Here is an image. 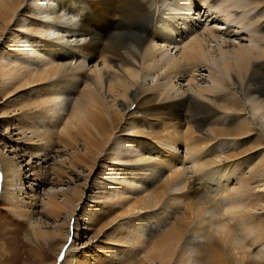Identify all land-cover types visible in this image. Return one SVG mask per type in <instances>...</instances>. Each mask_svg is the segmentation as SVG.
I'll use <instances>...</instances> for the list:
<instances>
[{
    "label": "bare ground",
    "instance_id": "6f19581e",
    "mask_svg": "<svg viewBox=\"0 0 264 264\" xmlns=\"http://www.w3.org/2000/svg\"><path fill=\"white\" fill-rule=\"evenodd\" d=\"M22 1L0 0V28H3L1 25L7 26L10 21L12 22L14 14L21 9ZM168 1L171 0L160 1V7H157L158 20L162 23L159 25L157 23L154 24L156 0H29V3L23 8L24 13L30 14L26 16L25 23L22 22L21 24L25 25L24 29L19 30L18 36L11 38L9 48L12 50L3 49L0 51V80L1 76L9 77L8 79L10 80L9 83L5 81L4 89L0 91L1 95H7L9 91L19 89L20 86L31 87L33 84L37 85L40 92H43L48 98L38 104L31 102L27 106H29V109L33 107L37 109L36 113L38 116L42 113V116L45 114L46 116H54L57 113L55 108L62 106L65 100L67 101L74 91V85L78 82L79 84L81 83L79 90L81 96L75 100L72 113L79 120L84 121V117L88 116V109H92V112L93 109L97 108L102 109V112L105 109L98 88L99 78L97 76L90 73H73L70 75L66 73L68 67L77 57L75 49L88 50L89 52L100 51L103 62L107 66H112L118 70V73L110 72L107 74L104 71L105 85L108 92L111 95L112 93L115 94V91L120 92L123 100H120L117 111L113 110L110 118L107 115L103 116L97 113H93V117L89 118L92 120L91 122L97 132L101 133L103 131L110 134V140L117 137L116 133H119L118 131L122 133L118 136L119 139L120 136L124 137L121 142L117 143V151H113L116 155L115 157L120 159L119 163L121 164L119 166L124 169L118 180V187H121L126 195H119L115 203L122 206H125V203L132 204L133 197L130 194H135L139 189H142V192L148 195L143 200L133 201L134 204L133 208L130 209L131 211H125L126 216L133 218L132 222L129 225L126 223L125 226H120L118 230H120L121 234L117 233L115 238L110 236L111 241L114 239L118 243L115 245L113 242H109L110 252L116 253L120 262L135 261L137 253H141L142 249L146 245L148 246L147 241L150 239V234H147V230L159 229V224L161 225L162 223L159 219L160 209L163 208L162 211L165 213L171 211V209H176L178 207L176 201L183 192H194L195 196L187 204L186 210L189 209L191 211L190 214L195 215L194 218L192 217L197 222L195 227L188 230L191 222L181 219L175 221V224L172 225L173 227L171 226L170 229H167L159 242H150L151 249L148 250L146 254L147 260L143 263L171 264L172 257L177 255L180 259L177 264H188V260L191 258V249L194 246H201V244L195 242L199 237L208 235V229L204 228L205 226H201L203 218L200 217V213L202 214V211L208 205L219 208L225 198L231 199V201L229 200L231 208L238 207L236 205L237 198L235 197L242 189L241 187L230 189L231 186L225 184L224 179L225 177H231V174L235 173L234 171L230 172L228 169L229 165L233 161H239L242 157L238 155L249 149L243 148L241 150V142L238 141L245 136L253 135L251 133L253 130L256 131L255 128L251 130L248 123L244 126L243 123L245 121L242 120L241 123L238 117L247 110L246 106H250L254 114L257 112L262 114L260 121L264 120V61L256 65V60L254 59L255 57L264 56V43L260 45L258 53L245 48L235 49L236 59L233 61L223 54H220V58L218 56L209 57L210 54L206 51L203 41L199 36H195L187 44H183L181 54L178 57L166 60L168 66H164L166 70H169L167 71L169 74L166 73L168 76L175 75L177 77L178 75L195 73L199 67L207 68L208 66L216 83L229 89L227 94L223 92L220 95L211 97L212 103L187 95L177 101L164 102L158 105L154 94L147 93L145 90L138 92V88L144 78L157 68L156 61L161 55L156 54V51L152 48V43L162 41L166 43L164 46H171L177 42V36H181L186 31L189 32L195 25L193 19L187 20V16L183 14L184 11L178 10L181 8V3H184L183 0ZM191 1L192 5L196 4L193 7L191 6L194 10L195 7L200 6L197 2L204 0ZM212 1L216 2L217 0ZM248 1L230 0L228 6L239 8L241 4H245ZM256 2L262 6L258 14L264 18V0H256ZM253 3L255 4V2ZM227 8L226 6L218 10L214 15L208 14L207 17H210L211 21L215 22L227 21L228 26L224 33L228 35L234 32V29H232L234 25L237 28L240 26V29L246 30L247 26L244 23L242 24L240 19H235L233 24V19L224 13ZM199 10V12H203L202 10L207 12V9L206 11L205 9ZM193 14L195 13L193 12L192 16ZM190 15L189 9V18H191ZM29 19L31 20L27 21ZM181 21L182 25H180ZM26 23L29 27L26 26ZM165 23L167 25L163 28ZM151 24L154 32L152 37H150ZM106 26H110V29L102 31ZM211 30H207L208 34L217 38L218 33H220L218 32L219 30L216 28ZM2 33L3 31L1 32L0 30V36ZM23 36L26 37L24 42L21 41ZM219 53H222V51ZM161 56L163 57V55ZM207 59H211V65L206 62ZM32 66L35 67L32 69L30 68ZM222 66L230 69L235 74L233 82L225 81L220 72L222 70L220 67L222 68ZM248 67H251L249 73H247ZM239 75L243 78L242 83L238 80ZM204 91L207 90L205 89ZM199 94L203 95L201 92ZM33 98L36 97L34 96ZM138 101L143 105H148L145 110L143 109L140 119L136 120L130 116L131 118L125 120L127 121L126 127L120 126L118 128L115 114L125 118L131 114V107ZM220 101L223 102L222 106L219 104ZM227 118L228 120L225 122L224 120ZM181 119H186L187 123H189L188 129L191 131L188 134L177 129L180 126ZM19 121L20 125L18 124L17 129L20 131L17 134L21 137L17 139V142H30L31 138L35 139L36 136L40 138L39 140L50 137L47 131L43 130L40 132V127L25 124L27 121L25 123L22 120ZM160 121L167 126L157 132L154 125ZM252 121V124L256 122L255 120ZM261 124L262 131H264V121ZM134 125L136 126L134 127ZM117 128L119 130L113 134ZM27 131L32 136H28ZM195 131L197 132L196 134L194 133ZM240 134H244V136L235 138L236 135ZM158 139L174 141L176 144L184 139L186 145L197 153L203 149L208 150V153L202 152L198 155V167L204 168L202 173L195 178H181L184 173V166H182L181 170H178V168L177 170L173 169L165 179H162L163 182L160 181L158 183L163 185V189L151 190L150 183L155 178L162 176V172L166 167H176L179 157L177 155H175L177 159L170 157L169 155L171 154L162 149L158 151L156 159L153 158L150 145ZM226 141L227 144L225 143ZM92 142L95 145L101 144L96 137L92 139ZM256 142L261 144V148H264V132L259 131ZM41 143H34V147H31L30 151L24 153V155L28 157L30 152L31 156L29 157L31 159L35 157L46 158L50 154L48 153L49 148L45 143ZM225 144L226 146H224ZM217 146H222L221 150ZM234 146H238V148L235 150ZM229 148L230 150L226 151ZM250 155L247 154L248 157ZM0 163L3 168L2 200L12 207L10 211L16 219L22 223L30 222L35 219L33 208L36 207V203L35 201L33 202L34 199L28 202H20L13 197L15 194L14 181L22 183L25 176L24 168L19 165L17 171L15 169V159H12L2 151H0ZM251 165L249 170L245 171L246 183L257 182V186L262 187V190H260L262 194L264 193V159L256 161L254 159ZM239 173L245 174L244 167L241 168ZM53 174H55L56 177H54L56 179H60L58 176L59 174L61 175L60 171L54 170ZM36 175L38 177L41 176L40 181L42 184L48 182V170L42 173L39 171ZM21 192L27 193L25 190ZM167 194L170 195V198L165 202L162 199ZM61 195L64 196L63 200H59ZM61 195L59 196V193L50 194V198L44 204L45 213L55 217L59 214L62 207H68L70 211L74 212V202L79 199V196L69 195L66 192H61ZM249 199L251 201L255 199L251 202L253 203L252 207L264 206L262 205L263 203L256 200L257 197L253 196V194L249 195ZM107 208H109V205ZM242 215L244 216L245 214ZM233 219L235 217H231V220ZM256 223L255 226L252 225L249 228L247 226L244 227L240 221H236L231 225H227V230L223 235L220 234L219 237L208 235L209 240L207 243L210 246L207 245L211 247L212 244V247H219L218 249H212L207 264H231L232 262L239 264L240 259L238 260V252L233 245L234 237L231 227L232 229H237L240 225L239 228H241L245 237L256 233V239L259 240L264 236V227L259 220ZM57 231H59V228H53L47 233L42 228L36 227L30 229V235L32 238H42L43 240H48L50 236V239L57 242L61 238H59ZM161 231H165V228ZM155 235L156 232L153 233V237ZM153 237L151 236V239ZM50 244L49 246H51ZM223 244L230 247L224 251L221 249ZM177 245L182 246L179 253L176 251ZM125 248H127V260H123L124 258L119 256V253L123 252ZM241 248L245 249L246 247L243 246ZM7 249L0 241V258H4L7 255L9 252V249ZM145 249L143 250L144 252L146 251ZM128 250L132 253V260L129 258ZM65 252L68 255L67 259H75L74 264H86L88 260H91L89 255L83 260L76 259L74 244L70 245V249H66ZM243 254L245 253L243 252ZM88 264L92 263L88 262Z\"/></svg>",
    "mask_w": 264,
    "mask_h": 264
},
{
    "label": "rangeland",
    "instance_id": "374dc122",
    "mask_svg": "<svg viewBox=\"0 0 264 264\" xmlns=\"http://www.w3.org/2000/svg\"><path fill=\"white\" fill-rule=\"evenodd\" d=\"M23 1L21 9L14 14L12 22L10 21L7 26L4 24L1 25L3 28H0V30L1 32L3 31V33L0 36V51L3 49L12 50L9 48L11 38H15L16 35L18 36L19 30L24 29L25 25L21 24L22 22L25 23L26 16L30 14L23 12V8L29 3V0ZM160 1L162 0H156L157 6L154 14V24L157 23L159 25L162 24L158 20L157 14V7H160ZM168 2H172V0ZM183 2L184 3H181V8L178 10L181 12L184 11L183 14L187 16V20L193 19L195 25L193 28L190 27L192 30L189 32L186 31L181 36H177V42L171 46H164L166 43L162 41L152 43V48L156 51V54H161L163 57L161 55L158 57L156 61L157 68L152 70L151 74L144 78L138 88L139 93L142 90H145L147 93L154 94L158 105L163 104L164 102L177 101L181 97L185 98L187 95H191L207 103H212L211 97L214 95H220L223 92L225 94L229 93L228 87H223V85L221 86L216 83L208 66L207 68L199 67L198 71L195 73L178 75L177 77H175V75L168 76L166 74H169V72H167L169 70H166L165 67L166 65L168 66L166 60L168 61L172 58L178 57L181 54L183 44H187L193 37H200L206 46V51L210 54L209 57L218 56L220 58V54H223L233 61L236 59V54L234 53L235 49L245 48L258 53L260 45L264 43V18L258 14V11L262 6L258 4L256 0H252V2L249 0V3L246 2V5L241 4L239 8H231L228 6L230 0H217L216 2L212 0H204L202 2H197L200 6L195 7L194 10L192 7L196 4L192 5L191 0H183ZM253 2H255V4ZM226 6L228 8L224 13L226 15L228 14L227 16L233 19V24L235 23V19H240L242 24L244 23L247 26L246 30L240 29V26L237 28L234 25L232 28L234 29V32L228 35L224 33L228 26L227 21L225 22V20H222L215 22L211 21L210 17H207L208 14L214 15L218 10L223 9ZM189 9L191 18L188 16ZM199 9H205V11L207 9V12H204V10H202L203 12H199ZM193 12L195 13L193 14L194 17L192 16ZM30 20L31 19L27 21ZM166 25L167 24L165 23L163 28H165ZM180 25H182V21ZM26 26L29 27L27 23ZM214 28L220 32H217V38L210 36L207 32V30L212 31L211 29ZM109 29L110 26H106L102 31ZM153 35L154 32L151 24L150 37ZM25 40L26 37L23 36L21 41L24 42ZM75 51L77 57H75L71 65L68 67L66 73L69 75L73 73H90L99 78L98 88L103 101V107L105 108L103 109V112L102 109L98 108L93 109V112L91 111L92 109H88V116L84 117V121L79 120L78 117L72 113L75 100L81 96V92L79 91L81 83L79 84V82L74 85V91L71 93L67 101L65 100L62 103V106L55 108L57 113L52 117L50 115L46 116V114L42 116L43 113L39 115V117L36 113L37 109H34V107L29 109V106H27V104L30 105L31 102L38 104L40 101H45L48 98L43 92H40L37 85L33 84L31 87L26 86L27 88L20 86L19 89L9 91L7 95H1L2 93L0 92V151L12 159H15V165L17 166H15V169L17 171L19 165H22L25 171L22 183L20 181H14L15 194L13 197L20 202H28L34 199L33 202L35 201L36 203V207L33 208L35 219H32L27 223H22L16 219L10 211L12 207L6 201L2 200L3 168L0 163V241H2L6 249H9H7L9 251L7 255H5L4 258H0V264H74L75 259H67L68 255L65 252L66 249H70V245L72 244H74L76 259L83 260L89 255L91 256V260H88V262H91L92 264H121L123 261L121 260L122 262H120L116 253L112 251L110 252L109 242H113L115 245L118 244L114 239L111 241L110 238H115L117 233L121 234L120 230H118L120 226H125L126 223L129 225L130 222H132L133 218L128 215L126 216L125 211H131L130 209L133 208L134 204L133 201H140L143 200L144 197H148L147 193H144L142 192V189H139L135 194H130V196L133 197V201H131L132 204L125 203V206H122L115 203L119 195H126V193H124L125 191L121 187H118V180L124 169L119 166L121 164L119 163L120 159L115 157L116 155L114 153V151H117V143L124 139L123 136H120L119 139L118 136L122 133L118 131V128H120V126L126 127L127 121L125 120H127V118L132 117L133 119L139 120L143 109L145 110L148 105H143L138 101V103L131 107L132 112L125 117L126 119L115 114L118 128L114 130L113 134L117 131L119 132L116 133V138L111 137L112 139L110 140L109 133L103 131L101 133L97 132L89 117L92 118L93 113H97L103 116L107 115V117L110 118L112 115L111 112L113 110L117 111L120 100L123 101L120 92L115 91V94L112 93L111 95L105 85L104 71L107 74L110 72L118 73V70L112 66H107V64L103 62L100 51L89 52L88 50L76 49ZM220 51H222V53H219ZM254 59L256 60L255 64L257 65L264 61V56L255 57ZM206 62L211 65V59H207ZM34 67L35 66H32L30 68L33 69ZM251 67H248L249 69H247V73L250 72ZM38 69L41 70L40 68ZM220 69H222L220 72L225 81L229 83L233 82L235 74L225 66H222V68L220 67ZM81 75L83 76V74ZM8 78L9 77L1 76L0 91L4 89L3 86L5 81L7 83L10 82ZM238 80L240 83L243 82L241 75L238 76ZM203 89H206L207 91H204ZM199 92L203 93V95L199 94ZM34 96L36 98H33ZM219 104L222 106L223 102L220 101ZM246 108L247 110L244 111L243 115L238 117V120H241V123L242 120L245 121L243 123L244 126L247 125L246 123L250 124V129L252 130L255 128L256 131L253 130V132H251L253 135H250L249 137L245 136L238 141L241 142V150H243V148L249 149L238 155L242 157L239 161H233L229 165L228 169L230 172L234 171L235 173H232L231 177H225L224 179V183L231 186L230 189H233V187H241L242 191L240 193L237 192L238 194L235 197L237 198L236 205L238 207L231 208L229 205V200L231 201V199L229 198H225L226 200L223 199L219 208H214L213 206L208 205L202 211V214L200 213V217L203 218L201 226H205L204 228L208 229L207 234L209 236L212 235L214 237H219L220 234L223 235L227 230V225H231L236 221H240L244 227L247 226L251 228L252 225L255 226L257 224L256 221L258 222L259 220L260 224L264 227V206H258L257 208L255 206L252 207L253 203L251 202L255 199L252 201L249 199V195L253 194V196L257 197L256 200L264 205V193H260L262 187L257 186V182L247 184L245 180V171L249 170L250 166H252V161L254 159L255 161L264 159V148H261V144L256 142V137L258 136L259 131L264 132L262 131L261 124L264 120L260 121V118L262 117L260 112L254 114L250 106H246ZM251 119L255 120L257 123L255 122L252 124L253 121ZM19 120H22L24 123L27 121L25 124L40 127V132L45 130L49 133L48 135H50V137H45L39 140L40 138L36 136L35 139L31 138L30 142H17V139L21 137L17 134L20 131L17 129L18 124L20 123ZM227 120L228 118L224 121L226 122ZM135 126L136 125H134V127ZM165 126L167 125L160 121L158 124L154 125V128L155 131L158 132L161 131V129H164ZM188 126L189 123H187L186 119H181L180 126L177 129L188 134L189 131H191L188 129ZM15 127L16 129H14ZM26 133L28 136H32L28 131ZM194 133L196 134L197 132L195 131ZM241 136H244V134L236 135L235 138H240ZM94 137H96L101 144L95 145L92 142ZM41 142L45 143L49 148L48 153L50 154H48L46 158L43 157L40 159L39 157H35L31 159V157H29L31 156L30 152L28 157L24 155V153L30 151L31 147H34V143L42 144ZM225 143L227 144V141ZM226 144L224 146H226ZM150 148L152 156L155 159L158 151L162 149L169 152V154H171L169 155L170 157L176 158L175 155L179 156L178 159L176 158L178 161L176 167H166L162 172V176L155 178V180L150 183L151 190L163 189V185L158 183L160 181L163 182L162 179H165L173 169L177 170L178 168V170H181L182 166H184V173L181 178L189 179L197 177L204 169L198 167V155L202 152L208 153V150L206 149L199 151V153L195 152L194 149H191L186 145L184 139H182V142L179 141L178 144L174 141L170 142L165 139H158L151 143ZM217 148L221 150L220 148H222V146H217ZM237 148L238 146H234L235 150ZM228 150H230V148L226 151ZM247 154L251 155L248 157ZM244 155H246V157H244ZM243 167L245 174H240L239 172ZM45 170H48L49 172L47 177L48 182L42 184L40 181L41 176L38 177L36 174L39 171L42 173ZM54 170L60 171L61 175H58L60 179L55 178L56 176L53 174ZM20 190H25L27 193L24 194ZM61 192H66L73 196H79V199L74 202V212L70 211L68 207H62L63 209L61 208L60 210L61 213L59 212L55 217L54 215L45 213L44 211L46 208L44 207V204L45 201L50 198V194L59 193L60 196ZM194 196V192H183L179 196L180 198L178 197V200L176 199V204L178 206L176 209H171V211L166 213L162 211L163 208L160 209L159 219L162 223L160 222L161 225L159 224V229L155 228L152 231L147 230L149 232H147V234H150V239L147 241L148 246L146 245L141 253H137V256L133 255L137 258L135 261L132 262L128 260L122 264L145 263L147 260L146 254L148 250L151 249L150 242H159L163 238V235H165L167 229H170L171 226L175 224V221H178L179 219L183 221L187 220V222H191L188 230L192 227L194 228L197 223L195 222L196 220L193 219L195 215L190 214L191 211L189 209L186 210L187 204L194 198ZM63 198L64 196L61 195L59 200H63ZM169 198L170 195L167 194L162 200L166 202ZM108 205L111 209L107 208ZM242 214H245L246 216H243ZM231 217H235V219L231 220ZM38 226L47 233L53 228H59L57 234H59V238L61 237L60 240L54 242L53 239H50V236L48 240L35 237L32 238L30 235V229L36 227L39 228ZM239 227H237V229H232L231 227V230H233L231 232L234 237V239L232 237L234 241L233 245L238 252V260L240 259L239 264H264V236L261 237L262 239L260 238L261 240L256 239V233H252L245 237ZM163 228H165V231H163L164 233L161 231ZM154 232H156V235L153 237ZM208 235L199 237L195 242L201 244V246H194L191 249V258L188 260V264H207L212 249H218L219 246L212 247L211 242V247H209L210 245L207 243L209 240ZM151 236L153 239H151ZM49 244L51 246H49ZM243 246L246 248H241ZM229 247L230 246H224L223 244L221 249L226 251V248L228 249ZM181 248L182 246L180 247V245H177L176 251L179 253ZM126 249L127 248L119 253V256L124 258L123 260H127ZM144 249L146 250L145 252L143 251ZM129 251L130 250H128L127 253H129V258L132 260V253ZM243 252L245 254H243ZM139 260L141 261L138 262ZM88 262L86 264H88ZM177 262L179 263L180 259L175 255L172 257L171 264H177ZM231 264L235 263L232 262Z\"/></svg>",
    "mask_w": 264,
    "mask_h": 264
}]
</instances>
